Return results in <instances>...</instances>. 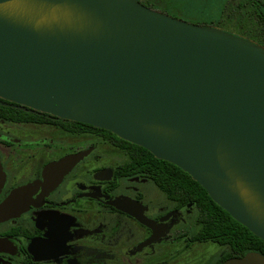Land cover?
Here are the masks:
<instances>
[{"label": "water", "instance_id": "obj_1", "mask_svg": "<svg viewBox=\"0 0 264 264\" xmlns=\"http://www.w3.org/2000/svg\"><path fill=\"white\" fill-rule=\"evenodd\" d=\"M141 1L0 0V97L176 164L264 240V46ZM90 152L48 164L43 186Z\"/></svg>", "mask_w": 264, "mask_h": 264}, {"label": "flooded vegetation", "instance_id": "obj_2", "mask_svg": "<svg viewBox=\"0 0 264 264\" xmlns=\"http://www.w3.org/2000/svg\"><path fill=\"white\" fill-rule=\"evenodd\" d=\"M167 1L141 2L264 46V0H223L225 9L211 20L182 17ZM126 142L0 97V208L8 207L0 219V264H223L264 254V240L253 232L215 217L204 224L197 197L171 196L148 165L129 166ZM88 149L56 186H43L48 164ZM20 188L29 190L18 195Z\"/></svg>", "mask_w": 264, "mask_h": 264}, {"label": "trees", "instance_id": "obj_3", "mask_svg": "<svg viewBox=\"0 0 264 264\" xmlns=\"http://www.w3.org/2000/svg\"><path fill=\"white\" fill-rule=\"evenodd\" d=\"M167 2L174 3L172 0H168ZM239 30L241 31V22ZM126 143L132 147L133 152L129 160V166L135 165V161L148 165L150 169L157 174L155 176L156 181L171 196H177L180 193H185V198H188V195L197 197L198 201L204 205V224H211L212 217H215L216 223L218 224L242 225L245 230L252 234V232L245 225L241 224L234 217H232L227 210L219 206L209 195L208 191L198 181L193 179L188 172L174 163L157 158L151 151L140 145L129 141ZM233 231L237 232L238 230L233 228ZM217 232L219 233L220 231ZM256 239L262 241L258 237H256Z\"/></svg>", "mask_w": 264, "mask_h": 264}, {"label": "rangeland", "instance_id": "obj_4", "mask_svg": "<svg viewBox=\"0 0 264 264\" xmlns=\"http://www.w3.org/2000/svg\"><path fill=\"white\" fill-rule=\"evenodd\" d=\"M178 15L195 20L217 19L225 9L223 0H172Z\"/></svg>", "mask_w": 264, "mask_h": 264}]
</instances>
